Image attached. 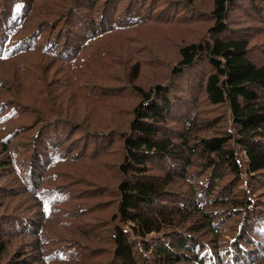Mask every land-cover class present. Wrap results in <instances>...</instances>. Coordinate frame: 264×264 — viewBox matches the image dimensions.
<instances>
[{
	"label": "trees",
	"instance_id": "trees-1",
	"mask_svg": "<svg viewBox=\"0 0 264 264\" xmlns=\"http://www.w3.org/2000/svg\"><path fill=\"white\" fill-rule=\"evenodd\" d=\"M0 264H264V0H0Z\"/></svg>",
	"mask_w": 264,
	"mask_h": 264
}]
</instances>
